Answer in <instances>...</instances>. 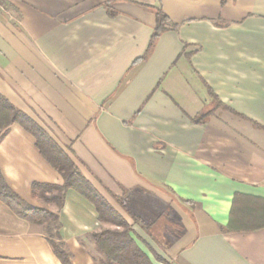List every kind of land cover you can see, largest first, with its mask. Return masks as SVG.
I'll return each instance as SVG.
<instances>
[{
    "label": "crops",
    "instance_id": "0c3cea01",
    "mask_svg": "<svg viewBox=\"0 0 264 264\" xmlns=\"http://www.w3.org/2000/svg\"><path fill=\"white\" fill-rule=\"evenodd\" d=\"M156 9L177 28L141 58ZM0 95L168 263L264 264V226L226 228L264 220V0H0ZM0 172L56 212L31 184L63 179L17 123L0 139ZM58 216L72 263L100 264L90 235L115 226L72 188ZM0 264H61L43 226L1 200Z\"/></svg>",
    "mask_w": 264,
    "mask_h": 264
},
{
    "label": "trees",
    "instance_id": "16d2710c",
    "mask_svg": "<svg viewBox=\"0 0 264 264\" xmlns=\"http://www.w3.org/2000/svg\"><path fill=\"white\" fill-rule=\"evenodd\" d=\"M176 28V24L170 23L166 15L160 9H156L155 26L149 39L147 51L141 58L146 57L162 32L175 30ZM211 97L215 101L216 106L229 109L220 103L212 93ZM209 114V111L203 112L193 120L197 123L204 122ZM13 123L19 124L35 137L39 152L60 173L63 182L62 184L40 182H33L31 184L32 196L46 205H54L56 212L49 211L45 208L34 207L23 201L8 186L1 172L0 200L18 217L43 226L44 235L61 264H73L71 252L59 233L61 224L58 216V211L63 206L65 192L70 188L75 189L94 204L100 221L108 222L115 226L113 229L102 228L92 232L90 235L97 248L105 255V259L101 260L100 264H153L148 255L137 245L132 234L148 247L157 261L170 264L155 253L147 242L134 232L132 224L121 217L107 203L102 195L81 173L75 162L64 149L59 147L33 119L13 107L0 95V139L7 133L9 126ZM261 220L260 223L254 225L237 224L236 221L230 220L226 228L228 231L255 229L264 226L263 218ZM133 222H136V219Z\"/></svg>",
    "mask_w": 264,
    "mask_h": 264
}]
</instances>
